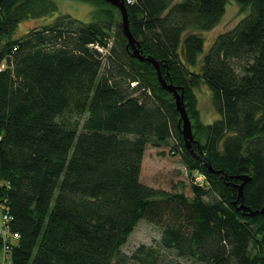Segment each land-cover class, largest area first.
Instances as JSON below:
<instances>
[{"label":"trees","instance_id":"trees-1","mask_svg":"<svg viewBox=\"0 0 264 264\" xmlns=\"http://www.w3.org/2000/svg\"><path fill=\"white\" fill-rule=\"evenodd\" d=\"M84 1L95 6L91 20L60 13L15 37L20 23L53 17L58 4L0 0V264H149L152 246L122 252L142 219L163 228L162 244L179 257L264 264V215L241 208L264 205V0H238L246 14L201 63L202 31L228 0H126L141 53L184 90L194 152L173 94L128 46L119 9ZM202 84L219 114L210 123L199 109ZM148 145H171L207 185L191 183L188 196L142 182Z\"/></svg>","mask_w":264,"mask_h":264},{"label":"rangeland","instance_id":"rangeland-1","mask_svg":"<svg viewBox=\"0 0 264 264\" xmlns=\"http://www.w3.org/2000/svg\"><path fill=\"white\" fill-rule=\"evenodd\" d=\"M58 4V12L52 17L31 18L18 26L14 36L20 37L24 35L32 27L40 26L49 23L60 13H67L75 18L89 21L92 18L94 4L84 0H55ZM246 14L241 12L238 0H228L226 10L221 20L212 29L202 31L205 38L203 51L198 55V62L201 63L204 55L209 51L215 37L223 32L233 28L237 22ZM120 20V18H119ZM103 53H107V49H102ZM199 98V109L202 120L205 123L213 122L218 118V112L213 107L210 90L204 84L196 88ZM67 120L74 124L79 116L76 113L65 115ZM171 145H148L144 154L141 169L142 182L154 186L156 188L170 191H184L188 196H192L191 183H199L197 185H207V180L202 173L191 175L184 163L180 154L172 152ZM163 228L159 225L148 221L147 219L140 220L129 236L128 241L122 247V252L132 254L140 246H152L158 252L157 257L149 264H198L195 259L179 257L170 248L162 244ZM4 239L7 235H3ZM0 248V261H3L5 251ZM144 264V263H140Z\"/></svg>","mask_w":264,"mask_h":264},{"label":"water","instance_id":"water-1","mask_svg":"<svg viewBox=\"0 0 264 264\" xmlns=\"http://www.w3.org/2000/svg\"><path fill=\"white\" fill-rule=\"evenodd\" d=\"M106 1L116 6L119 9L121 14L120 27L128 40V46L131 47L133 51V55L139 58L140 60L150 61L151 63H153V65L156 67L158 71V76L162 87L173 94L174 102L179 112V127L181 129L183 139L185 141L187 148L190 149L192 152H194L193 145L195 142V137L193 132L192 120L189 116L184 100V96H185L184 90L180 91V88L178 86L172 83H168L166 78L161 73L159 62L156 61L153 57L146 56L141 53L140 41L135 37V35L131 30L130 17H129L126 0H106ZM209 170H212L210 165H209ZM250 179L251 176L249 174H245L242 176L243 181L239 185V194L241 196L244 195V186L248 181H250ZM241 208L248 210L249 214L252 216H255L257 214L264 215V205L258 209H253L252 207L246 205L243 202Z\"/></svg>","mask_w":264,"mask_h":264},{"label":"built area","instance_id":"built-area-1","mask_svg":"<svg viewBox=\"0 0 264 264\" xmlns=\"http://www.w3.org/2000/svg\"><path fill=\"white\" fill-rule=\"evenodd\" d=\"M127 1L130 2V3L133 2V0H127ZM5 65H6V62L3 60V61L0 63V70L3 69V68H5ZM10 218H11L10 214H8V213H4V214H3V222H4V223H8L9 220H10ZM0 221L2 222L1 217H0ZM5 231H7L6 228H5L4 226H0V233H1L2 236H3V235L6 236ZM14 237H15V238H19V234H17V233L14 234ZM4 250H5V248H4Z\"/></svg>","mask_w":264,"mask_h":264},{"label":"bare ground","instance_id":"bare-ground-1","mask_svg":"<svg viewBox=\"0 0 264 264\" xmlns=\"http://www.w3.org/2000/svg\"><path fill=\"white\" fill-rule=\"evenodd\" d=\"M128 2V1H127Z\"/></svg>","mask_w":264,"mask_h":264}]
</instances>
